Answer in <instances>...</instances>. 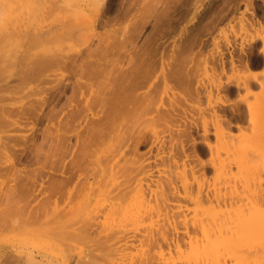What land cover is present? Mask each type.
Segmentation results:
<instances>
[{
  "label": "rangeland",
  "instance_id": "374dc122",
  "mask_svg": "<svg viewBox=\"0 0 264 264\" xmlns=\"http://www.w3.org/2000/svg\"><path fill=\"white\" fill-rule=\"evenodd\" d=\"M45 1L47 2L46 7L48 8H37V12H40L37 13L35 10V20L31 21L26 30L34 33V31L47 32L53 28L55 30L60 29L63 22L68 19L64 20L65 15L70 17L68 11L65 12L63 9L61 10V6L58 7L59 4L62 5L63 1H74L75 7L78 9L83 8V12H81L82 10H78L74 14V17L77 22L81 24L82 28L75 31L74 34H71L72 36L68 34L62 35L63 37H60L56 43L54 42L55 44L53 43V45L49 46L53 51H60V54L63 56V58L60 59L62 63H59V66L53 65L46 69L43 74L37 76L34 80L27 79L28 69L31 66L33 54L28 52V40L25 37L24 40H21L19 46L16 45L17 48L14 46L12 50L13 55L9 57L11 63L9 64L8 69L4 72L5 74L3 73V77L0 79V108L10 104L9 107L13 110H17L18 107L24 106L29 114L23 118H18L15 114L11 116L13 121H15L14 119H17L15 122L20 123L17 127L19 130L12 129V131H10L11 129H9L7 132H4L2 129L0 130V135L4 137L3 139L6 143L9 141L5 138L9 136L11 139L13 137L17 138L19 141L14 149L11 148L9 152L0 155V264H264V241L257 244V246L250 244L247 241H241L239 243L235 242V245L231 244L232 246H230L231 239L229 233L225 234V238L228 236L227 238L229 239L226 240H229L230 242L225 241V239L222 241L218 234L212 235L211 238H207L208 240H206V237L202 236L203 233L201 234L200 232L203 225L207 226L212 224V217L216 215H225L234 218L239 214V210L242 206V208H245L244 215L246 216V219H248L250 214L249 210H247L249 206L247 199L254 196L251 191L248 193V188L253 189V192L258 188L257 190L259 193H257L256 190L255 192L257 194L255 193L256 195L254 197H257L258 194L259 198L264 196V118L255 113L250 120L247 110V104L249 102H256V96L263 93L262 89L255 86L248 98L245 90H241L239 95L235 94L233 96H228L224 91L218 93L216 90H213L212 103L215 104L216 101L221 99L224 102L222 110L221 108L217 109L218 115L223 116L231 122L228 126L223 125L225 128V130H223V132L225 131L223 134V136H225L224 138L223 136L220 138L216 136V134L220 133V130L217 129L218 124L214 118V111L208 109L210 107H208L209 98L207 96L209 88H213V85L218 84L219 81L225 84L227 83L228 78L237 81L245 79L249 73L254 75L263 74L264 64L262 63L258 67H253L251 72L247 70L233 71L229 63L226 74H221L220 68L217 67L216 70L214 69L215 66L212 64L211 56L216 52L217 46H219L227 55L232 51L226 43L227 39L231 42L235 41L234 46L237 47H233V50L235 49L236 56L240 53L242 43L247 50L248 47H246L245 41L243 42V36H241L240 19L244 17L248 21L259 20L264 24V17L262 16L264 14V0H252V2L251 0H195L196 2L193 0H184L186 8L184 4H181L183 3V0H166L164 3L162 1V3L164 5L168 3L165 8L168 9L169 7L170 10L165 9L162 4L163 7L160 6L163 9H159L161 12L158 11L157 13H150V11H146L147 9L145 10V7L147 8L150 1L154 0H147V2L146 0ZM176 1H178L177 5ZM249 1L251 4H249ZM121 2L123 4H121ZM208 2H211L210 5H212L209 6ZM126 3H130L131 5H127ZM138 3L140 5H138ZM125 4L128 7H125ZM194 4L198 5L195 6ZM156 5L157 4L154 6ZM141 7L144 9V11L142 10L144 16L140 13ZM195 8H198L196 14L194 13ZM201 9L204 10L202 11ZM215 9H219L218 12L221 11L220 13L224 17H222L224 21L218 23L217 26H215L216 23H214V21L220 13L217 15ZM173 10L174 13L172 14ZM177 11H181L179 12L180 14ZM210 11L213 14L216 12V14L213 15ZM222 11L225 13L226 19ZM123 12L125 15L122 17ZM136 12H139V14H135ZM162 12H167L169 16L167 17V14H165V16L159 15V17L162 16V18L167 17L164 21H162V18L158 17V14H162ZM186 12L188 13L186 14ZM202 12L205 14L204 16ZM252 12L254 13V16L252 15ZM64 13L66 14L63 16ZM185 14L187 17H183ZM137 15H140V18ZM208 15L211 19H209ZM212 15H216L215 18ZM148 16H150V19H148ZM252 16L255 19H253ZM91 17H97L99 21L95 26L96 28L94 27L97 33H110V31H108L109 28L110 30H113L114 28L115 30H124L128 28V26L130 27V24L139 23V27H141L139 32H136V37L129 42L131 43L129 45L134 47H129L132 56L136 55L135 53L137 52L141 53V51H143V54L144 52L152 54L151 56L146 53L149 57L142 55L145 57V61H148L149 58L152 57L154 59L153 62H156L158 66L155 75L157 78L155 79L156 90L151 94L153 95L155 106H151L153 108L152 113L147 115L143 114L142 116L139 115V118H135L136 122L134 121L135 124L133 122L134 126L132 125L131 128L123 130L121 134L117 131L112 135L114 138L116 135L115 139H112V136L110 137L112 141L111 139H106L98 147H92L96 152L103 150L102 152L107 156H110V160L105 157V160L101 163V168L97 170L99 172L96 173L94 178L90 181H84L85 184L84 182H81L83 187L81 186V183L79 184L81 187H79V185L77 186L79 191L77 190L74 194V198H72L71 201L69 200L70 203L69 201H62L60 198H57L60 202L59 203L56 200V197H59V193L56 196H53L55 198L50 199L48 198V193L45 194L47 189L44 187L48 188L49 183L53 180H60L59 178L63 177L61 172L63 173L64 171L62 168L60 171H56V169L59 170L60 166L63 167L67 162L70 163V161L75 158L74 155L76 153L78 154V151L81 150L82 145L78 143L79 134L86 132L88 129L87 127L91 130L98 129L96 124L93 123L99 118V115H96L95 113L97 112L96 107H92V112L89 116L85 113V116L82 115L83 120H81L82 118H77L74 119L75 121L72 123V118L69 117V115L74 106L78 103L73 102V106H68V99L72 94L70 87L77 79L80 65L87 61L85 57L76 58V56L78 54L81 56L82 52H85L88 49L100 53V51H102V49L108 44V41L105 39L90 37L93 33L91 31L92 27H89V24L87 25V23ZM144 17L149 21L144 20ZM199 17L201 18L200 20L198 19ZM137 18L141 20L138 21ZM158 18L160 20L162 19V22ZM133 19H135V21ZM167 19H169V21ZM166 20L168 22H165ZM217 20L218 18L216 21ZM101 21L104 23L100 24ZM154 22H156V24ZM205 22H208L209 26H211V24L213 25L212 27L215 26V29L213 30L212 27H210V29H208L209 31L212 29V31L209 33L206 32L208 29L204 28H206L207 24H202ZM160 23L163 24L161 25ZM164 23L167 25H164ZM199 23L201 24L203 31L198 30L200 26ZM168 24L169 27H172L170 28L171 30L167 28ZM143 25L144 27H142ZM157 26L160 30H158ZM25 27L26 24H21L17 26V29L23 32ZM162 27L163 30H161ZM173 28L175 31H173ZM195 28L194 37L192 32H194ZM202 28L200 27V29ZM164 29L167 31H164ZM196 31L199 32L197 33L198 35L196 34ZM87 32L91 34H87ZM157 32L159 36L157 35ZM171 32L172 34H170ZM59 33H62L61 29L59 30ZM87 35L90 39L87 38ZM188 40H190L189 43L192 42L194 44H188ZM184 43V48H187L188 50L186 52L185 50H181V52L182 54L185 52L184 55L189 62L186 61L188 68L185 67L186 65L183 67L186 68V72L189 69L190 74L193 72L195 74L193 77L192 89L189 90H193V93L198 92L200 94V99H197L196 95L190 94V92L187 91L188 88H186V85H184V87H178L172 81L166 84L162 80V65L167 66V64L172 63V60H174L173 57L175 58L178 54L181 56V52H178V49L176 50L175 48H183L182 46ZM258 45L261 46V43ZM259 46L258 48L260 49ZM190 47H192L193 51L189 50ZM258 48L254 51L252 58H256L257 55H259ZM41 49L42 48H39L36 51ZM140 53L137 54L140 55ZM179 55L177 58H180ZM74 58L78 60L77 63ZM152 58L148 61L149 63L152 62ZM162 62L165 64H162ZM186 62L184 63L186 64ZM182 63L180 64L181 68ZM178 64L175 63V66ZM262 77H264V75H262L260 79H264ZM57 83L61 86L58 91L51 90V88L57 86ZM7 88H10V90H7ZM148 89L149 88H143L140 93H145ZM85 97L88 98L89 95L86 94ZM80 100V97H78L77 101L80 102L79 105L84 106V103ZM173 104L177 107H183L186 109L185 113L180 112L177 116L181 121H178L175 124L173 123V125L171 123H166L167 126L163 123H157L155 120H153L154 122H150V119H155L154 116L157 115L155 110L158 106L163 105L164 107H169ZM198 106L206 108V110L204 112H199V110L192 108ZM236 107L241 109L244 116L243 119L238 118V116L235 115L234 110ZM224 108L226 110H224ZM34 111L39 114L40 117L35 115V117H33ZM53 113H56V116L54 115L55 117L52 116ZM42 114L44 115L41 117ZM68 118H71L68 121L69 126L64 127L63 125L67 123ZM194 119L199 128L193 131V138L198 143V149L201 146L203 147H201L200 150L197 149L201 157L200 159L198 158L199 160L193 157L194 150L192 147V140H190L192 142L189 141V143H187V141L185 142L186 146H184V151L186 155L188 154L190 157L185 161V166L183 165L182 160H180L178 166H174L172 163H165L163 165L160 161H157L159 159H156L158 158L157 153H159V150L153 148V150L150 151V144H148V146H141L138 151L139 153L134 154L131 152L130 149L134 144L133 137H136L139 134H144L147 138L151 139V137L156 134L160 138H163V140H166L167 148L165 146V152L166 155H168L173 143H176V139H179V134L173 132L174 130H177L176 125L182 127L184 120L186 122L194 123ZM204 126L209 129V142L214 146L215 151L213 152L215 155L211 154L207 151L208 149L203 146ZM168 127H173V131L170 132L171 129ZM83 133L81 135H83ZM63 134H66L68 138L72 137V141L68 140L69 145L71 146L68 145V147H70L68 150L63 148L62 143L60 142L61 140H58V137L60 136V139ZM186 138L182 137L181 140L185 141ZM231 143L238 147L236 149L233 148L234 146ZM176 148H179V150ZM113 150L114 152L120 150V154L117 152V155L114 156L115 158L111 157L115 154L114 152H112L114 154L110 155ZM174 150H178L184 157V153L180 146L175 147ZM178 151L177 154H179ZM37 155H41L40 159ZM135 157L138 159L140 158L141 160L143 157V160L146 163L153 164L150 169L151 171L148 173L152 174L151 177H148V174H140L135 177L138 181L132 180L134 177L130 180L129 178L134 174L130 177L128 176V178L127 174L121 170L122 167L125 168V163H128ZM246 157L253 159L252 161L254 163L252 162V165L255 163L256 166L259 165L260 168L258 167L256 170H253H255L256 173H259V176L256 174V177L261 176V178H257V181H259V179L262 181L261 184L253 179V181L251 180L249 183L251 187L248 186L249 184H246L248 182L245 180L249 178L248 180L250 181L252 175V178L254 177L256 179L255 174H250V170L249 174L251 176L249 174V176H243L244 172H242L243 170L240 166L242 163L240 160ZM19 158L21 162L18 161ZM33 159H35L36 165ZM40 160L43 162V165L46 164L47 167H42L44 170L43 173L45 174L41 176V179L36 178V196H31V198L29 197L27 200V198L23 196L22 191H19V197L15 198L13 192L19 187L17 184L19 183V180H17L18 182H15V180L18 177H21L22 182L26 184V188L31 189L29 183L33 181V179L29 182L28 174L41 168L40 166H42V163L38 164L40 163L38 162ZM201 160L206 163L205 170H202V165L200 164ZM54 161H57L59 163L58 165H61L58 166ZM85 162H87V160H85ZM53 164H56L59 169H55ZM222 164L227 165L228 168L223 169ZM51 166H54L52 167L53 169ZM113 167L114 169H112ZM240 168L242 171H240ZM95 171L96 170H94V172ZM241 173H243V175ZM194 176L197 178H194ZM25 177L28 178L25 179ZM128 179L130 181H127ZM168 179H173L175 185L182 193V187L186 182L194 184V186H192L196 188H193V190L195 189V192L197 187L195 185L196 181L194 180L197 179L198 181L200 180L199 182H204H201V184L203 183V188L205 189L206 187L207 189L205 190L209 192L211 191L210 193H214L216 190H222L224 194L227 193L230 195H232L231 193L239 192L240 197L237 196L238 193H236L237 195L234 193L233 196H236L237 200L241 197L244 199L228 202L220 207L215 203L210 202H203L196 205L184 200L173 201L171 204L173 206L171 208L174 211L178 209V205L188 207L189 210H184H186L185 214L187 216L186 219H188L187 221H190V227L188 226L190 229L189 231L191 232V235L195 236L196 240H199H194V243H188L189 240L185 237V243H183V246L179 249L174 248V246L169 248L166 244H162L161 247H153L148 241H146V239L148 240L149 238L148 234H151L155 228L159 229V225H163L166 222L167 224L169 222L172 223L176 220H172L171 222L169 219L171 220L173 218H165V216H161L163 213L158 214V211H155L156 209L151 208L156 206V197H153L154 195H151L150 192L145 194L146 197L141 196V190L139 191V189L140 185L149 183L151 184V188L155 191V194H159L160 190L156 186L157 183ZM139 181L140 183L138 184ZM258 184H260L261 187H258L260 186ZM187 186H191V184L188 185L187 183ZM254 187L256 189H254ZM156 191H158V193H156ZM236 197L234 199H236ZM163 218H165L164 221H168L164 222ZM193 223L198 227L197 231H199V234L197 235L199 238L194 233L192 227ZM179 229L181 232L185 231L183 225L179 227ZM156 232L154 231L152 234L154 235ZM144 235L148 238L144 237ZM219 240H221V243L218 242ZM140 241H144V243ZM251 245L256 249L253 248V250H251ZM233 246L235 247L234 250L232 249ZM209 256H211V259ZM142 261L143 263H141Z\"/></svg>",
  "mask_w": 264,
  "mask_h": 264
},
{
  "label": "bare ground",
  "instance_id": "6f19581e",
  "mask_svg": "<svg viewBox=\"0 0 264 264\" xmlns=\"http://www.w3.org/2000/svg\"><path fill=\"white\" fill-rule=\"evenodd\" d=\"M162 1L164 3V1H166V0L150 1V4L147 5V8L145 7L146 5L143 7H145V10L147 9L146 10L147 12L150 11V13L151 12L157 13L158 11L161 12V10H159V9H161L164 5L162 3ZM193 1H195V0H193ZM203 1H202V3H203ZM215 1H217V0H215ZM122 2H121V4H123ZM146 2H147V0H146ZM156 2H158V3H156ZM177 2L178 1H176V5H177ZM251 2H252V0H251ZM131 3H132V1H131ZM143 3H145V2H143ZM169 3H171V2H169ZM185 3H186V1H185ZM210 3H209V6L212 5V4L210 5ZM126 4H125V7H128V6H126ZM129 4L130 3H128L127 5H129ZM133 4H134V2H133ZM155 4H157V5L154 6ZM181 4L182 5L184 4V0H183V3H181ZM198 4H200V3H198ZM198 4H196V5H198ZM249 4H251L250 1H249ZM138 5H140V4L138 3ZM166 5H168V3ZM166 5H164V8ZM176 5H175V7H176ZM185 5L186 4H184V6ZM46 6H47V2L45 0H0V79L3 77V75L5 74L4 72L8 69L9 64L11 63L9 57H11L13 55L12 50H13L14 46H16V45L19 46L21 40L22 39L24 40L25 37L28 40V52L33 54V58L31 59L32 60L31 66L29 67L28 74H27L28 80H34V78L43 74L46 69L50 68L53 65L59 66V63H62L60 61V59L63 58V56H62V54H60V51H58V50L53 51L52 48L49 46L53 45L54 42L56 43V41L60 37H63L62 35L74 34L75 31L82 28L81 24H79L77 22L76 18L74 17V14L78 10H82L81 12H83L84 10H83V8L78 9L77 7H75L74 1H67V2L63 1L62 5L59 4L58 7L61 6L60 7L61 10L63 9V11H65V12L68 11V14L70 15V17L65 15L66 13L63 14V16L65 15L64 20H66L67 18L68 19L63 22L62 27L60 26L62 33H59L60 29L55 30L54 28L50 29L47 32L34 31V33H31L29 30H26V28L31 23V21L35 20V16H36L35 10L37 12V10H38L37 8L40 9V7H42L43 9H45L44 7H46ZM159 6H160V8H159ZM212 7H214V6H212ZM46 8H48V7H46ZM185 8H186V6H185ZM189 8H191V7H189ZM165 9H167V8H165ZM168 9H169V7H168ZM172 9H173V7H172ZM140 10H141L140 13L143 14L144 9H142V7H141ZM197 10H198V8H195V12H194L195 14H196ZM201 10L203 11L204 9H201ZM218 10L219 9H215V11L217 12V15L221 12V11L218 12ZM136 11H138V10H136ZM164 11H166V10H164ZM215 11H213V12H215ZM236 11H237V9H236ZM39 12L40 11H38L37 13H39ZM179 12H181V11H179ZM182 12H183V10H182ZM188 12H186V14ZM199 12H201V11H199ZM206 12H208V11H206ZM216 12L214 14H216ZM137 13L139 14V12H136L135 14H137ZM173 13H174V10H173L172 14ZM175 13H176V11H175ZM210 13H211V11H210ZM165 14H167V12L166 13L162 12V14L161 13L158 14V17H159V15L165 16ZM186 14H185V16L183 15V17H187ZM202 14H203V12H202ZM211 14H213V13H211ZM92 15H94V14H92ZM124 15L125 14L123 12L122 17ZM190 15H191V13H190ZM204 15L205 14H203V16ZM252 15L254 16L253 12H252ZM137 16H139V18H140V15H137ZM143 16H144V14H143ZM162 16L159 18H162ZM215 16H213V17L215 18ZM224 16L226 19L225 13H224ZM253 16H252V18L255 19ZM262 16L264 17V14ZM125 17H127V16H125ZM167 17H169L168 14H167ZM167 17H163L162 18L163 20L162 19L161 20L164 21ZM183 17H182V19H183ZM206 17H207V15H206ZM208 17H209V15H208ZM222 17H223V15H221V13L219 14V16H217L218 20L216 21V19H217L216 18L214 21V23H216L215 26H217L218 23H221L224 21L223 20L224 17L223 18ZM148 19H150V16H148ZM148 19L145 18L144 20H148ZM180 19H181V17H180ZM191 19H194V18H191ZM198 19L200 20L201 18L199 17ZM209 19H211V17H209ZM133 20L135 21V19H133ZM139 20H141V19H138V21ZM167 20L169 21V19H167ZM167 20L165 22H168ZM212 20H213V18H212ZM240 20H241L240 21L241 22V36H243L242 37L243 42L245 41V45L248 48L246 50L244 47V44L242 43L240 53L238 54V56H236L237 55L235 53L236 51H235V49L233 50V47H235L234 46L235 41L231 42L229 39H227L226 43H227L229 49H232V51L229 52V54H228L229 56H228L225 52H223L221 50V48L219 46L216 45L217 46L216 52L214 54H212V56H211L212 57V64L215 66V68H214L215 70L217 69V67L220 68L221 74H226L227 66L229 63L231 65V69L233 71L247 70L249 72L252 71L253 67L254 68L258 67L261 65V63L264 64V24H262L259 20L248 21L244 17L241 18ZM170 21H172V20H170ZM207 21H209V20H207ZM97 22L99 23L97 17L96 18L91 17L89 19L87 25L89 24V27H92L91 31L93 33L91 34V33L87 32V34H91L90 35L91 38L97 37L100 39H105L108 41V44L106 45L105 48L102 49V51H100V53H96V51L88 49L87 51L82 52L81 56H79V54L76 56V58L85 57L87 59V61L84 62L82 65H80L79 72L77 75V79H76L75 83L70 87L72 94H71V97L68 99V101H69L68 106H73V102L78 103L74 106V108L76 110L73 108V110L71 111V114L69 115V117L72 118V123H73V121H75L74 119H77V118L80 119V118H82V115L85 116V113H87L86 115L89 116V114L92 112V107H96L97 112H95V113H96V115H99V118L93 123L96 124L98 129L91 130L89 127H87L88 129L86 132L83 133L81 131L83 133V135H81L82 133L79 132L80 134H79V138H78V143H80L82 145V148H81V150L78 151V154L76 153L77 156H76V154L75 155L73 154L75 156V158L73 157L74 159L72 161H70V163L67 162V164H65V162H64L65 165L63 167L60 166L61 164L58 165L59 163L57 161H54V163H57V165L60 166V169L56 166V164H53L55 167L51 166V168L54 167L55 169L56 168L59 169V170L56 169V171H60L61 168L64 171L63 173L61 172L63 177L62 178L60 177L59 178L60 180H53L49 183L48 188L44 187L45 189H47L46 191L44 189V191L46 192L45 194L48 193V198H50V199L55 198L53 196H56L59 193V197H56L57 201L59 198L62 201L63 200L67 201V202L69 200L71 201L72 198H74V194L76 193V191L77 190L79 191V188L77 186L81 182L90 181L92 178H94L96 173L99 172L97 170L101 168V163H102V161L105 160V157H106V159L110 160V156H107L104 152H102L103 150H100V152H96L93 150L92 147H98L106 139H111L110 137L112 135H114L117 131H119L121 134V132L123 130H125V129L127 130V129L131 128V126L132 125L134 126V124L136 122L135 118H139V115L142 116L143 114L147 115L149 113H152L153 112L152 107L155 106L154 102H153V95H151V94H153V91L155 92V90H156L155 79H157V78L155 75H156V71L158 69V66H157L156 62H153L154 59L152 57L151 58L153 60H151L152 62H150V63L148 61L151 58H149L148 61L144 60L145 57L143 55H146L147 52L146 53L144 52V54L142 53L143 51H141V53L137 52V53H140V55H139V54L135 53L136 51L134 50L135 51L134 53L136 55L132 56L131 55L132 53L130 52L131 50L129 47V46H131V45H129V44H131L129 42L136 37L135 36L136 32H139V29L141 28V27H139V23L137 22L136 24H132V25L130 24V27L128 26V28H126L127 30L122 29L123 31L120 29H116V30H118V31H116L115 28L113 30H110V28H109L108 31H110V33H106V32L97 33V31L95 29ZM201 22H202V20H201ZM103 23H102V21L100 22V24H103ZM105 23H107V22H105ZM125 23H126V21H125ZM145 23H143V24H145ZM154 23L156 24V22H154ZM210 23H211V20H210ZM21 24H26V27H25L23 32H21L20 30L17 29V26H19ZM165 24L166 23H164V25ZM202 24H205V25L207 24L206 28H204V29H208V28L210 29V27L213 26L212 24H211V26H209L208 22L207 23L205 22ZM8 26H9V28H8ZM142 27H144V25ZM200 27L202 28L201 24H200L198 30L203 31V28L200 29ZM214 27H212L213 30L215 29ZM157 28H158V30H160V28L158 26H157ZM167 28L170 29L172 27H169V24H168ZM209 29L206 32L209 33L210 31H212V29L210 31H209ZM86 30H89V29H86ZM161 30H163V27ZM184 30H185V28H184ZM195 30H196V28L194 29V32H192L193 36L195 35ZM164 31H167V30L164 29ZM173 31H175L174 28H173ZM197 31H196V34L199 33ZM206 32H203V33H206ZM168 34H169V30H168ZM170 34H172V32ZM157 35L159 36L158 32H157ZM187 35H189V34H187ZM90 37L88 36L87 38L90 39ZM181 38H183V37H181ZM194 39H193V41H194ZM189 41L190 40L187 41L188 44L192 43V42L189 43ZM187 42H185V43H187ZM185 43L182 46L183 48L179 49L178 47H176L177 46L176 45L175 49L176 50L178 49L177 50L178 52H181V50L182 51L185 50V52H186L188 49L184 48ZM195 43H196V40H195ZM259 43H261V46L258 45ZM192 44H194V43H192ZM181 45H182V43H181ZM17 46H16V48H17ZM178 46H179V44H178ZM258 46L260 47V49L258 48ZM39 48H42V49L39 51H36ZM257 48L259 49V55H257L256 58H252L253 57L252 55ZM176 50H175V52H176ZM189 50L193 51L192 47H190ZM184 53L182 54V52H181V56L178 54L181 59L179 57L177 58L178 55H176L177 54L176 53L175 58L173 57L174 60H172L173 61L172 63L167 64V66L162 65V69H161L162 70V80L166 84L168 82L172 81L178 87H184V85H186V88H188L187 91L190 92V94L196 95L197 99H200V94L198 92L193 93L192 92L193 90H189V89H192V86H193V77L195 75L193 71L195 70V68L193 71H191V72H193L192 74L189 73L190 72L189 69L187 72L185 71L186 68H184L183 66L186 65L185 67L188 68V64L186 61L189 62V60H187V57L184 55ZM256 54H257V52H256ZM148 55L152 56V54H150V53ZM147 57H149V56H147ZM153 57H154V55H153ZM182 57H184V58H182ZM76 58H74V59L76 60V63H77L78 60ZM227 59H229V60H227ZM183 60H184V62H186V64L183 62ZM192 61H193V59H192ZM175 63L178 65L175 66ZM181 63H182V68H184L183 70H181L182 68L180 67ZM162 64H165V63L162 62ZM263 67H264V65H263ZM262 75H264V72ZM262 75L261 74L260 75H254L252 73H249L245 77V79L237 80V81H233L230 78H228L227 83L223 84L219 81L218 84L213 85V88H211V89L209 88V90L207 92V96L209 98L208 107H210V108H208V109H212L214 111V118L216 119V122L218 124L217 129L220 130V133L216 134V136L218 138L223 136V134L225 132V131L223 132V130H225L223 125L228 126L229 124H231V122L228 121L227 119H225L223 116L218 115L217 109L221 108V110H222V108H223L222 106L224 105V102L221 99V100L216 101L215 104L212 103L213 90H216L218 93L224 91L227 93L228 96H233L235 94L239 95L241 90H245L247 93V98H248V96L251 94V92L253 91L255 86L260 87L262 89L263 93L261 95L256 96L257 97L256 102H254V103L249 102L247 104V107H248L247 110H248V115L250 117V120L253 118L255 113L264 118V79H260V77ZM262 78H264V77H262ZM153 79H154V82H153ZM60 87L61 86H59L57 83V86L51 88V90L58 91V89ZM143 88H149V89L145 93H140L143 90ZM171 88H172V86H171ZM7 90H10V88H7ZM86 94L89 95L88 98L85 97ZM154 95H156V94H154ZM78 97H80V99H81L80 101H82L84 103V106L79 105L80 102L77 101ZM154 98H156V97H154ZM9 105L10 104H8L5 107L0 108V130L2 129V130H4V132H7L9 129H11L10 131H12V129L13 130H16V129L19 130L17 127L19 126L20 123L15 122V121H17V119H14L15 121H13L11 119V116H13L15 114L16 116H18V118H23L24 116L29 115L28 112L25 110L24 106L18 107L17 110H13L11 107H9ZM217 106H218V108H217ZM192 108L199 110V112H204L206 110V108H201L200 106H198L196 108L195 107H192ZM224 110H226V109L224 108ZM155 111H156L157 115L154 116L155 119H150V122H154L153 120H155V122L163 123L167 126L166 123H171L173 125V123L175 124L176 122L181 121V119H178L177 116L179 115L180 112L185 113L186 109L183 107H177L175 104H173V105H170L169 107H164L163 105H160L156 108ZM155 111H154V113H155ZM234 113L236 116H238V118L243 119L244 116H243L242 111L239 107H236V109L234 110ZM34 115L37 117L39 116V114L35 113V111L33 113V117H35ZM43 115L44 114H42L41 117ZM54 115L56 116V113H53L52 116H54ZM71 118H68L67 123L63 125L64 127L69 126L68 121ZM185 119H186V117H185ZM81 120H83V118ZM18 122H19V120H18ZM133 122H134V124H133ZM193 122L194 123L186 122L184 120L182 127L176 125L177 130H174V131H173V127H168L169 129H171L170 132L173 131V132H177L179 134V139H176V143H173V145L170 148L171 151L168 152V155H166V152H165V150H166L165 146L167 148L166 140H163V138H160L156 134L154 136H152L151 139H149L144 134L140 135L139 133H137L139 135L136 137H133L134 144L130 150H131V152L136 154V153H139L138 151H139L141 146H143V145L148 146V144H150V146H151L150 151H152L153 148H157V150H159V153H157L158 158H156V159H159L157 161H160L163 165L165 163H170V164L172 163L174 166H178L180 160H182L183 165L185 166V161L190 158L189 155L188 154L186 155V153L184 151L185 150L184 146H186L185 145L186 141H187V143H189L190 140L193 141V142L190 141L193 143V146H192L193 150H194V152H193L194 156L193 157H195L197 159L201 158L198 151H197L198 143L193 138L194 135L192 134L194 130H197L199 128V126L197 125L195 119L193 120ZM83 131H84V129H83ZM117 136H120V135H117ZM203 136H204V139H203L204 145L203 146H205L204 148H207L208 149L207 151H209L211 154L215 155L213 152V151H215L214 146L209 142V129L206 126L203 127ZM9 137L5 138L9 141L8 143H6L3 139L4 137H2L0 135V155L2 153L5 154V153L9 152L11 150V148L14 149L17 146V144L19 143L17 138L12 137V139H11V137L10 138ZM59 137H58V140H61L60 142L62 143V147L68 150V148L71 147L69 145L68 140H71L72 137L68 138V136L66 134H63L60 139H59ZM182 137H185V138L187 137L188 140H187V138L185 141L181 140ZM224 137L225 136H223V138ZM115 138H116V135H115ZM115 138L112 136V139H115ZM112 139H111V141H112ZM68 145L70 147H68ZM178 146L181 147V149L184 153L183 154L184 157L182 156V153H180L178 151L179 148H176V149H178L176 151L174 150L175 147H178ZM237 147L238 146L235 145L233 148L236 149ZM200 148L198 150H200ZM130 150H129V153H130ZM177 151L179 154H177ZM107 152H109V151H107ZM112 152H114V150L111 151V154L110 153L109 154L112 155L115 153L114 155L111 156V157L115 158L114 156H116L117 152L119 153L120 150L119 151L117 150L114 153H112ZM123 155H126V154H123ZM37 156L40 159L41 155H37ZM145 156H146V154H145ZM136 157L134 159H131L128 163H125L126 164L125 168L124 167L121 168V170H123L127 174V177L128 176L130 177L133 174L136 175V176L133 175L130 178L128 177L130 180L132 177H134V178H132V180H136L135 177L139 176L140 174H148L151 171L150 169L153 165L151 163H146L143 160V157L141 160L140 159L141 155H140L139 159ZM85 160H87V162H85ZM252 160L253 159L246 157V158L240 160L242 164L238 163V164H241L240 166H241L243 171L241 170V168H240V171L244 172V175H243V173H241L244 177H246L249 174V170L251 172L250 174H252V173L255 174V177L259 174V173H256V171H255L256 168L259 167V165L256 166L255 165L256 163L254 165H252L254 163ZM18 161H20V158ZM30 161H32V160H30ZM33 161L36 165L35 159H33ZM36 161H37V159H36ZM38 162H40L38 164L42 163V166H40L41 168L39 170L33 171L32 173H29L28 174L29 178L25 177V179L28 178L29 182L33 179V181H31L29 183V186L31 187V189L26 188V186H25L26 184H24L22 182L21 177H18L15 180V182H18L17 180H19V183H17L19 185V187H18V189L15 190V192H13L15 198L19 197V195H18L19 191H22L23 196H25L27 198V200L29 199V197L31 198V196H33V197L36 196L35 195L37 193V187H35V185L37 184L36 178L41 179V176L43 174H45V173H43L44 170L42 167H45V168L47 167L46 164L43 165V162H41V160ZM160 162H159V164H160ZM211 162H214V161H211ZM200 164L202 165V170H205L206 169V163L201 160ZM32 165H33V163H32ZM222 168L226 169L228 167H227V165L222 164ZM112 169H114V167ZM253 169H255V170H253ZM94 170H96V171L94 172ZM193 170H191V171H193ZM100 172H101V170H100ZM194 174H195V172H194ZM149 176L151 177L152 174H148V177ZM252 176L250 177V181L248 180L249 178L247 180H245L248 182V183L245 182L246 184H249L252 179L256 182H260V184H261L262 181H260V179H259V181H257L258 180L257 178H261V176L256 177V179L254 177L252 178ZM194 178H197V177L194 176ZM129 179L127 181H130ZM54 181H56V182H54ZM136 181H138V180H136ZM194 181L197 182L198 180L195 179ZM199 181L197 183L195 182V185L197 187V190L195 192H194V190L196 188L193 187L194 184H192L191 182L190 183L189 182L184 183L185 185L182 187L183 193L175 185L173 179H168L166 181H159L157 183L156 186L160 190L159 194H155V191L151 188V184H149V183H147L145 185L144 184L140 185L139 191L141 190L140 191V195L142 194L141 196L146 197L145 194H147V192H150L151 195H154L153 197H156L155 198L156 199V201H155L156 202V206H155L156 208L155 207H151V208L156 209L155 211H158L157 212L158 214L163 213L161 216H163V217L165 216V218H170V217L173 218L171 220L169 219V221H171V222H172V220H176V221H173L172 223L169 222L167 224V222L166 223H164V222L168 221V220L164 221L165 218H163L164 224L159 225L160 226V227L158 226L159 229L155 228L154 231L155 232L157 230L158 231L154 235L152 234L154 232L153 229H152L153 232L152 233L150 232L151 234L147 233L149 235V238L144 235V237L148 238V240L146 239V241H148L150 243V245H152L153 247L154 246L161 247L162 244H166L169 248L171 246H174V248L179 249L181 246H183V243H185V241H184L185 237L188 238V240H189L188 243H194L193 241L196 240L195 236L191 235V232L189 231L190 230L189 229V227H190L189 222L190 221H187L188 219H186L187 216L185 214V211L189 210L188 207L178 205L177 206L178 209L176 211H174L171 208L173 206V205H171L173 201L184 200V201L192 202L196 205H199L203 202H210V203H215L217 206L220 207L223 204H227L228 202H232V201L234 202L235 200H237V197L233 196L234 193H235V195H237L236 193H238L237 196H239V194H240L239 192L231 193L232 195L227 194V193L224 194L222 192V190H216L215 192L213 191L214 193H210L211 191L209 192V191L205 190V189H207L206 187H205V189L203 188L202 184L204 182L201 181V182H203L201 184V182H199ZM43 183L45 184L44 181H43ZM139 183H140V181L138 182V184ZM187 183H188V185L191 184V186H187ZM84 184H85V182H84ZM260 184H258V185H260ZM82 185L83 184L81 183V186ZM254 185H255V183H254ZM256 185H257V183H256ZM70 186L71 187L74 186V187L71 188ZM81 186L79 185V187H81ZM248 186L251 187L250 184ZM144 187H146V188H144ZM255 187H254V189H256ZM258 187H261V185ZM193 188H195V189L193 190ZM57 190H58V192H57ZM236 191H237V189H236ZM249 191H251V193L254 194V196L257 193H259L258 190L256 191L257 192L256 193L255 191L253 192V189L248 188V193H249ZM38 193H39V191H38ZM156 193H158V191H156ZM37 195H39V194H37ZM228 195H230V196H228ZM258 195H257V197H254L252 195L253 197H250L249 199H247L249 202V204H248L249 206H248L247 210H249V214H250L248 219H246V216L244 215L245 208H242L243 206L240 208L239 214L237 216H235L234 218L233 217H227L225 215H222V216L216 215V216L212 217V220H211L212 224L211 225H207V226L203 225V227L200 231L201 234L203 233L202 236L206 237L205 239L208 240L207 238H211L212 235L218 234L220 236L219 238H221L222 241H223V239H225V241H229V240H226V239H229V238H227L228 236L225 238V234L229 233V237L231 239L230 246L235 245L237 242L239 243L241 241H243V242L247 241L248 243L254 244L255 246H257V244L264 241V200H263L264 196L261 197L262 198V200H261V198H259ZM247 196H250V195H247ZM235 197H236V199H234ZM242 199H244V198L241 197L238 200H242ZM70 201H69V203H70ZM184 209H186V210H184ZM62 211H63V209H62ZM182 225L185 228L184 232H181L179 229V227H181ZM195 225L196 224L193 223L192 227L194 229V233L198 237L197 234H199V231H197L198 227H196L197 225L196 226ZM143 239H145V238H143ZM197 240H199V239H197ZM221 240H219L218 242H220ZM140 242L144 243V241H140ZM234 248L235 247L233 246L232 249L234 250ZM253 248L256 249L255 247H253L251 245V250H253ZM209 258L211 259V256H209ZM141 263H143V261Z\"/></svg>",
  "mask_w": 264,
  "mask_h": 264
}]
</instances>
